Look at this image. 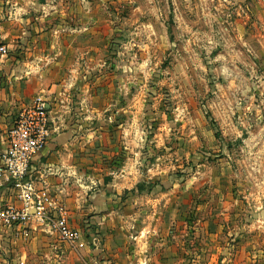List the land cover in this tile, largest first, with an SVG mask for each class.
<instances>
[{
    "label": "rangeland",
    "instance_id": "obj_1",
    "mask_svg": "<svg viewBox=\"0 0 264 264\" xmlns=\"http://www.w3.org/2000/svg\"><path fill=\"white\" fill-rule=\"evenodd\" d=\"M87 1L118 29L108 67L135 126L129 152L98 156L105 182H123L109 188L121 210L138 211L127 233L183 264H221L264 209V0ZM78 230L63 243L99 246L95 227Z\"/></svg>",
    "mask_w": 264,
    "mask_h": 264
},
{
    "label": "crops",
    "instance_id": "obj_2",
    "mask_svg": "<svg viewBox=\"0 0 264 264\" xmlns=\"http://www.w3.org/2000/svg\"><path fill=\"white\" fill-rule=\"evenodd\" d=\"M90 9L87 0H0V44L7 47L0 55V151L18 109L42 93L51 132L30 173L63 204L72 227H95L100 238L99 246L78 252L39 224H26L27 236L22 226H0V264H183L182 254L145 250V244L133 242L139 235L127 233L123 219L137 218L138 211L121 210V197L110 193L113 184L123 182H105L98 156L129 152L135 126L132 115L117 114L108 67L114 57L107 43L118 29L112 19L100 20ZM5 203L18 201L0 180V205ZM263 210L257 237L238 244L233 257L223 246L221 264H264ZM76 252L79 260H73ZM213 261L212 256L208 264Z\"/></svg>",
    "mask_w": 264,
    "mask_h": 264
},
{
    "label": "built area",
    "instance_id": "obj_3",
    "mask_svg": "<svg viewBox=\"0 0 264 264\" xmlns=\"http://www.w3.org/2000/svg\"><path fill=\"white\" fill-rule=\"evenodd\" d=\"M6 53L7 47L0 44V55ZM50 132L48 100L39 93L18 109L0 151V180L18 201L0 205V226H22L27 236L26 224H39L63 242L74 244L81 232L68 223L63 204L46 186L37 185L30 173L31 161L45 146Z\"/></svg>",
    "mask_w": 264,
    "mask_h": 264
}]
</instances>
